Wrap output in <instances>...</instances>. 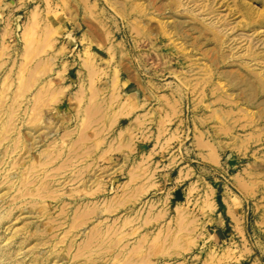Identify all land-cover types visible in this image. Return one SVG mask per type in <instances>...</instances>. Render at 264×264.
<instances>
[{"label": "rangeland", "instance_id": "obj_1", "mask_svg": "<svg viewBox=\"0 0 264 264\" xmlns=\"http://www.w3.org/2000/svg\"><path fill=\"white\" fill-rule=\"evenodd\" d=\"M263 81L264 0H0V264H264Z\"/></svg>", "mask_w": 264, "mask_h": 264}, {"label": "bare ground", "instance_id": "obj_2", "mask_svg": "<svg viewBox=\"0 0 264 264\" xmlns=\"http://www.w3.org/2000/svg\"><path fill=\"white\" fill-rule=\"evenodd\" d=\"M213 35H214V34H213ZM213 37H214V36H213ZM215 37H216V36H215ZM217 37H218V36H217ZM254 75H255V74H254ZM256 75H257V74H256ZM259 80H260V79H259ZM259 80H258V81H259ZM260 82H261V81H260ZM263 82H264V81H263ZM254 85H255V84H254ZM262 85H263V84H262ZM262 88H263V87H262ZM262 91H263V90H262Z\"/></svg>", "mask_w": 264, "mask_h": 264}]
</instances>
